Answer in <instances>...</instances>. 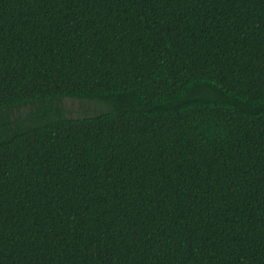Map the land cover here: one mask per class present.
<instances>
[{
  "label": "trees",
  "instance_id": "16d2710c",
  "mask_svg": "<svg viewBox=\"0 0 264 264\" xmlns=\"http://www.w3.org/2000/svg\"><path fill=\"white\" fill-rule=\"evenodd\" d=\"M35 103L0 264H264V0H0V113Z\"/></svg>",
  "mask_w": 264,
  "mask_h": 264
},
{
  "label": "rangeland",
  "instance_id": "374dc122",
  "mask_svg": "<svg viewBox=\"0 0 264 264\" xmlns=\"http://www.w3.org/2000/svg\"><path fill=\"white\" fill-rule=\"evenodd\" d=\"M60 108L66 117H81L86 115H94L109 109L104 102L80 101L70 98L62 99L60 102L54 103ZM52 104L35 103L22 106L18 109L0 113V126L4 123H14L23 121L26 124H38L43 116L48 114V109L53 108Z\"/></svg>",
  "mask_w": 264,
  "mask_h": 264
}]
</instances>
